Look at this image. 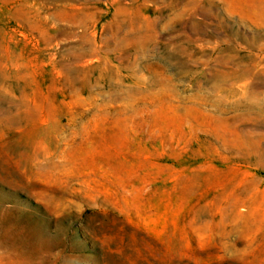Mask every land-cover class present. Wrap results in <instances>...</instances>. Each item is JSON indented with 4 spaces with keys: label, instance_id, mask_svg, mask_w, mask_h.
<instances>
[{
    "label": "rangeland",
    "instance_id": "obj_1",
    "mask_svg": "<svg viewBox=\"0 0 264 264\" xmlns=\"http://www.w3.org/2000/svg\"><path fill=\"white\" fill-rule=\"evenodd\" d=\"M0 264H264V0H0Z\"/></svg>",
    "mask_w": 264,
    "mask_h": 264
},
{
    "label": "bare ground",
    "instance_id": "obj_2",
    "mask_svg": "<svg viewBox=\"0 0 264 264\" xmlns=\"http://www.w3.org/2000/svg\"><path fill=\"white\" fill-rule=\"evenodd\" d=\"M82 57H83V54L82 53H79V54H76L75 55L76 60L77 59H81Z\"/></svg>",
    "mask_w": 264,
    "mask_h": 264
}]
</instances>
